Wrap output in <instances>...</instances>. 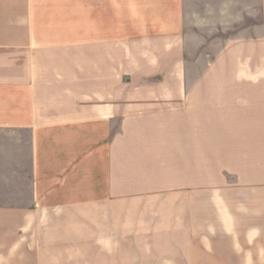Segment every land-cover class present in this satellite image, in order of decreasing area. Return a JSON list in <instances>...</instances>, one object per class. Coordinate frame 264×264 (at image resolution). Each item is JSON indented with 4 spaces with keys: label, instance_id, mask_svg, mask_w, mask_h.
I'll list each match as a JSON object with an SVG mask.
<instances>
[{
    "label": "crops",
    "instance_id": "1",
    "mask_svg": "<svg viewBox=\"0 0 264 264\" xmlns=\"http://www.w3.org/2000/svg\"><path fill=\"white\" fill-rule=\"evenodd\" d=\"M152 1L179 25L0 0V227L27 264H264V0Z\"/></svg>",
    "mask_w": 264,
    "mask_h": 264
},
{
    "label": "rangeland",
    "instance_id": "2",
    "mask_svg": "<svg viewBox=\"0 0 264 264\" xmlns=\"http://www.w3.org/2000/svg\"><path fill=\"white\" fill-rule=\"evenodd\" d=\"M82 1L83 2L80 5L75 6L76 11H78V7H80L82 14V25L84 27L88 25L89 13L93 11V7L96 5L90 4L88 2L89 0ZM136 1L137 0H114L112 5H108L109 10L113 15V25L115 32L149 29L152 31L165 30L168 29L172 24L179 25L181 22L179 19L173 20L169 18L173 13H175L176 10H179L178 5L170 3L161 4L156 1L153 2L152 0H147V2H141V0H138L139 2ZM68 6H71V9L73 10L74 5ZM101 6L102 5L98 4V7ZM229 33H232V30H227L222 36L204 37L205 42L206 44H221L225 42L228 43L229 41L232 42L234 36L230 35ZM204 50L206 59H210L216 54V50L214 49L205 47ZM200 55H202V53H200ZM22 234L23 232L17 228L0 227V264H27L26 259L18 258L17 252L13 250L15 245L20 241ZM11 254L13 257H11Z\"/></svg>",
    "mask_w": 264,
    "mask_h": 264
}]
</instances>
